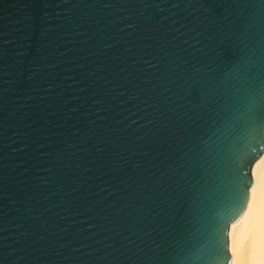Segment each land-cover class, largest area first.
Listing matches in <instances>:
<instances>
[{
	"label": "water",
	"instance_id": "1",
	"mask_svg": "<svg viewBox=\"0 0 264 264\" xmlns=\"http://www.w3.org/2000/svg\"><path fill=\"white\" fill-rule=\"evenodd\" d=\"M242 73L264 0H0V264H187L191 233L228 264L264 151L240 130L210 175Z\"/></svg>",
	"mask_w": 264,
	"mask_h": 264
},
{
	"label": "snow or ice",
	"instance_id": "2",
	"mask_svg": "<svg viewBox=\"0 0 264 264\" xmlns=\"http://www.w3.org/2000/svg\"><path fill=\"white\" fill-rule=\"evenodd\" d=\"M242 83L231 94L228 102L222 110L220 123L222 130L217 136V143L209 147L215 167L210 175L219 178L224 174V161L227 153V141L236 132L244 130L253 134H264V81L260 82L258 88L253 89L248 84L245 74H241ZM210 168L212 165L209 166ZM215 180L211 181L208 189L209 196L218 190ZM197 236L195 233L189 235V252L184 257L187 264H203L205 257L197 247ZM229 264H232L229 261Z\"/></svg>",
	"mask_w": 264,
	"mask_h": 264
},
{
	"label": "bare ground",
	"instance_id": "3",
	"mask_svg": "<svg viewBox=\"0 0 264 264\" xmlns=\"http://www.w3.org/2000/svg\"><path fill=\"white\" fill-rule=\"evenodd\" d=\"M227 237L232 264H264V151L251 167L246 205Z\"/></svg>",
	"mask_w": 264,
	"mask_h": 264
}]
</instances>
